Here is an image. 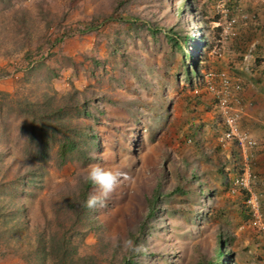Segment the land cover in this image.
Instances as JSON below:
<instances>
[{
    "label": "rangeland",
    "instance_id": "1",
    "mask_svg": "<svg viewBox=\"0 0 264 264\" xmlns=\"http://www.w3.org/2000/svg\"><path fill=\"white\" fill-rule=\"evenodd\" d=\"M218 70L241 82L238 103L205 88ZM0 91L52 96L40 111L56 136L90 125L102 148L64 162L48 140L36 159L38 131L28 140L0 95V264L54 263L55 232L92 264H264V0H0ZM93 164L128 179L84 218ZM129 238L137 255L114 243Z\"/></svg>",
    "mask_w": 264,
    "mask_h": 264
},
{
    "label": "trees",
    "instance_id": "2",
    "mask_svg": "<svg viewBox=\"0 0 264 264\" xmlns=\"http://www.w3.org/2000/svg\"><path fill=\"white\" fill-rule=\"evenodd\" d=\"M22 23L20 22V26ZM19 26V27H20ZM20 30V29H19ZM169 35V34H168ZM170 38H172L171 35H169ZM0 95H3L9 99L11 102V108L12 111L20 115L22 117L21 122L24 124L27 123L26 127H29L28 129V140L33 139L36 141V132L38 131V135L40 136V143H39V150H36L37 157L36 159L43 161L48 156V140L52 141L53 145L56 147V153L59 157L60 161H66L69 158V154L72 151H75L77 144H84L87 145L90 143L94 146L95 151L99 152L101 148L100 141L98 137L94 134V130L90 125H87V132L85 134H79L80 129H72V130H62L59 133V136H56V128L55 125L58 124L57 119L53 120L54 123L48 122L45 120L46 115H49V111L46 114V110L44 112L40 111V107L44 109V103L52 101V96H46L44 99L37 103H31L25 100H20L18 98L13 97L11 94L7 92H1ZM46 114V115H45ZM78 117H89V112L82 107L81 110H77V113H75ZM28 118V121H27ZM30 131V133H29ZM70 131H73V135L70 134ZM58 137V138H56ZM80 152L84 150H78ZM35 152V153H36ZM90 186H94L91 183H84V191L87 190ZM87 199V197L83 196L82 198V204L78 202V206L80 209L81 214L84 218H89L88 213L89 209L84 206V201ZM56 232L52 233V236L49 237L48 246L43 251L44 258H49L50 260H54V263L52 264H72V260L77 263H83V264H92L93 257L90 255L87 256H80V257H69L70 251H68V247H74L71 245V243L68 241V239H64L62 236L57 237ZM53 242L58 246L56 247L53 245ZM135 242V240H134ZM76 253V252H71ZM137 255V253H134ZM133 254V255H134ZM222 255V251L220 247L218 246V250L216 252V256L219 257ZM6 260V259H5ZM10 264V261L6 260ZM65 261V262H64ZM130 259H127L125 261L126 264L130 263ZM5 264V263H4ZM209 264V263H208ZM210 264H218L217 258H214L213 262H210Z\"/></svg>",
    "mask_w": 264,
    "mask_h": 264
},
{
    "label": "clouds",
    "instance_id": "3",
    "mask_svg": "<svg viewBox=\"0 0 264 264\" xmlns=\"http://www.w3.org/2000/svg\"><path fill=\"white\" fill-rule=\"evenodd\" d=\"M195 22L197 24H200L201 21L199 18H194ZM201 29L200 26H197L193 29V31H195V36L196 35H201V32H198ZM193 41H195L196 46L197 47H201V41L200 40H195L193 38ZM192 55V54H190ZM191 72L193 74H196V70L195 67L190 68ZM219 72H224L226 74L225 71L222 70H218V71H206L203 74V80L205 83V88L209 91H214L215 92V87L213 85L214 80H218L217 78V74ZM226 76L228 77V75L226 74ZM229 79V77H228ZM220 83V82H219ZM218 83V84H219ZM239 83L240 84V91L236 93V95H239V101L242 100V97L240 96V92L242 90V86H241V82H239L238 79H234L233 82H231V80L229 79V86H227V90L223 88L222 84V89H218L220 92L223 93L222 97L219 98V102L221 105H226L227 103L230 104V106L232 105V103H238L235 102L234 100H232V95H234V91H233V85ZM219 84V85H220ZM226 91H229V95L227 94ZM216 97V96H215ZM218 102V98H215ZM225 100L224 103H221V100ZM228 101V102H227ZM226 103V104H225ZM226 121L230 124V122L232 121V119L230 118H226ZM189 141V139H188ZM248 143H251L250 141H248ZM81 179L83 180V182L85 183H91L92 185L95 186L96 190L94 192H90L87 196V199L83 202L84 206L87 207L88 209H95L97 207H104L107 203V201L111 198L112 194L115 192V190L119 187L120 183L122 180H127L128 176L127 174L117 168H113V167H105L102 166L100 164H93L90 165L89 168L86 170L85 173L81 174ZM253 198H249V200H251ZM254 202V200H253ZM249 203L251 204V202L249 201ZM255 204V203H254ZM252 207V205H251ZM252 211L255 214L256 213V207H252ZM114 243L116 244V246H122L124 249L128 250L131 253H139L140 251L143 250V246L142 245H138L136 244L131 238L129 239H125L122 242L121 241H114Z\"/></svg>",
    "mask_w": 264,
    "mask_h": 264
},
{
    "label": "built area",
    "instance_id": "4",
    "mask_svg": "<svg viewBox=\"0 0 264 264\" xmlns=\"http://www.w3.org/2000/svg\"><path fill=\"white\" fill-rule=\"evenodd\" d=\"M217 78L219 80V82L222 84L224 90L226 89L227 90V86H229V79L228 77L226 76V74L224 72H219L217 74ZM233 91H234V95H232V100H234L235 102H238L239 101V95L237 96L236 93L240 91V84L239 83H236L233 85ZM227 94L229 95V91H226ZM225 100H221V103H224ZM251 202V205L252 207H255V204L253 202V199L249 200Z\"/></svg>",
    "mask_w": 264,
    "mask_h": 264
},
{
    "label": "crops",
    "instance_id": "5",
    "mask_svg": "<svg viewBox=\"0 0 264 264\" xmlns=\"http://www.w3.org/2000/svg\"><path fill=\"white\" fill-rule=\"evenodd\" d=\"M246 97V96H245ZM243 98H244V96H243ZM7 264L8 262L5 260L4 262H2L1 264ZM11 264V263H10ZM13 264H22V263H20V262H18V261H16L15 263H13Z\"/></svg>",
    "mask_w": 264,
    "mask_h": 264
}]
</instances>
